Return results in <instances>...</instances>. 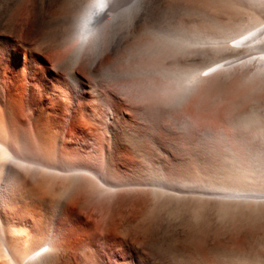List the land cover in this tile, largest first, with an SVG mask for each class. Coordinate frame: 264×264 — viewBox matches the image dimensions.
<instances>
[{
    "label": "bare ground",
    "instance_id": "6f19581e",
    "mask_svg": "<svg viewBox=\"0 0 264 264\" xmlns=\"http://www.w3.org/2000/svg\"><path fill=\"white\" fill-rule=\"evenodd\" d=\"M240 1L242 0L236 3ZM249 1L250 4H256H253L256 7H264V0H248V3ZM152 2L153 0H0V264H213L217 256L220 257L223 252L225 255V249H221L224 244L222 237L219 238L221 245L217 240L219 235L214 231L219 226L206 228L200 238L185 237L190 233H181V237L167 234V237L154 235L152 231L148 233L147 230V224L150 223L147 213L151 210L147 212V203H152V209L154 205L156 209V205H166L171 199V202L177 201L178 209V202H182L179 194L178 198H173L175 192L169 198L167 185L181 190L197 189L201 194L207 183L212 191H216L213 195L225 200L220 205L222 210L231 214V218L228 214L225 217L228 223L224 222L225 219L221 221L224 224L221 227L222 233L225 235L232 228L233 221L229 223V218L234 217L232 215L240 216L239 219L242 220L238 231L240 243L235 249L238 259L235 258L234 261L240 260V264H264V255L257 253L259 247L256 246V242L261 241L260 230L264 228V167L257 164L258 154L264 153V150L260 148L254 155L250 149L256 145L252 139L259 135L262 128L255 130L253 137L242 138L245 152L253 155L250 154L247 158L250 163L241 168L240 175H232V178L229 176L235 183L232 182L233 185L217 183V186L214 185L216 181H212L213 185L206 181L205 185V179L202 183L199 177L192 178V174L190 178L185 177L182 169L175 170L174 173L171 170L172 177L171 174L168 177L164 173L147 179L151 173L148 176L145 174L147 177L136 174V157L146 158V148L141 145L142 142L137 144L136 118L147 120V92L150 95L158 94L159 101L161 104L166 103L165 106L169 107L172 103L174 106L171 108L177 114L191 96L199 91L202 79L215 69L208 67L204 70L201 66L199 67L202 69H195L193 66L192 70L187 68L190 71L183 74L181 71L177 72L180 74L178 75L172 72L178 68L175 67L172 71L162 70L163 76L160 78H156L157 75L147 78V67L144 66L147 65V53L152 51L147 52V49L152 46L147 48V41L143 42L147 38L143 37L142 40L141 36L145 33ZM242 2L244 5V1ZM259 11H262L261 8ZM171 22L173 24L172 20ZM178 22L177 20L175 24L182 21ZM249 22V25L245 23L247 28L244 27L243 31L241 29L242 32L238 28L243 26L241 23L235 29L230 27V32L234 30L237 31L236 34L243 33L244 37L241 35L243 38L239 37L229 46L241 51V54L245 51L250 55L244 54L245 57H242L240 54V58V52H232L233 57L237 55L238 59L221 63L219 67L229 69L237 63L249 65L261 62V65L255 67L253 75L263 78L264 57L256 56L252 51L264 50V22L260 21L261 26L253 31ZM172 24L159 27L166 36L165 42L184 48L181 49L183 52L189 49L188 46L197 44L196 48L202 44L205 46L203 50L198 46L199 50L187 52L206 58L211 46L219 47V43L233 34H228L229 37H226L227 33L224 36L216 35L218 38L205 34V38H196L198 36L195 34L198 32L193 29L196 37L193 38L191 32L186 37L191 38L190 41L182 44L178 43L182 29L178 28L179 25L178 29L173 28ZM188 28L192 31V28L186 27L187 31ZM187 31V34L190 33ZM140 37L142 46L137 41ZM155 39L163 43L157 36ZM155 39L150 41L153 48L159 42L155 44ZM135 40V44L140 45L138 54L143 55L139 56L142 61H146L144 66L143 62L142 67L141 64L138 66L141 67L139 69H136L139 62L135 66L138 61V56L135 59ZM216 43L218 44L215 45ZM218 47L215 52H219ZM160 49L158 53L163 52ZM171 49L172 54L175 53V48ZM174 55L173 58L170 57L172 60L180 57ZM175 60L177 58L174 62ZM165 61L156 63L164 64ZM159 110L160 107L157 112ZM174 112L172 110L169 115H176L172 114ZM186 122L179 121V124L185 127ZM206 135L213 139L214 134L211 132ZM183 169L185 170L184 167ZM229 179L226 182L230 184ZM149 186L150 199L147 200L143 191L144 197H140L138 193L137 196L136 189L144 190ZM209 186L205 193L210 190ZM144 191L148 192V189ZM180 192L182 196L189 193L188 190ZM205 193L202 195L205 196ZM193 198L188 199L195 200ZM205 199L206 196L203 200ZM207 199L205 201L209 202ZM217 199L219 201L220 198ZM203 200L197 201L201 204ZM211 200L213 204V199ZM220 202L221 200L219 204ZM173 203L171 206L168 203L169 210L174 207ZM189 204L193 206L196 203ZM212 204L208 206L213 211L216 210L215 213L219 204L214 203L217 209ZM197 205L195 209L201 213L202 210ZM205 206L204 210H207V205ZM179 208L182 207L179 205ZM155 209L154 211L157 210ZM187 209L189 212L193 208ZM209 216L212 217L211 214ZM219 217L220 220L223 218L222 215ZM238 217H234V220ZM196 221L199 223L202 220ZM229 241L227 242H232ZM155 245L162 248L159 249L158 246L156 249ZM231 246L235 248L234 245ZM227 257L225 255L223 260Z\"/></svg>",
    "mask_w": 264,
    "mask_h": 264
},
{
    "label": "rangeland",
    "instance_id": "374dc122",
    "mask_svg": "<svg viewBox=\"0 0 264 264\" xmlns=\"http://www.w3.org/2000/svg\"><path fill=\"white\" fill-rule=\"evenodd\" d=\"M242 1H244V5H242V3H243ZM242 1H240V3H241L240 4V3H236V2H239V0L238 1L237 0H206V1L205 0H153L152 7H151V10L149 12L147 22H146V24L148 26L150 24L149 27H151L152 30L150 28H148L147 25H145V28H144L145 33L143 32V35L141 36L142 40H143V37H144V39L147 38V40L143 41V42L147 41V48L152 46L151 49L150 48H149V50L147 49V52H149L151 50L152 51L147 53V60H146L147 65L144 66V64H146V61L144 58H143L144 60L142 61V58H141V56H143V55H141L142 53L138 54V53H140L139 52L140 51V47H139L140 45L139 46L136 45L137 41L139 44H141V46H142L143 42L139 41V40H141V37L138 38V40L136 39L137 41L136 40H135L136 42L134 41V44L136 43L135 45L137 46V48H136L137 50H135V53L137 52L136 53L137 55H135V59H137L136 57L138 56V59H137L138 61L136 60L137 62L135 63V66L138 64V62H139V65H137L136 67L140 66V64L143 62V66L147 67V75H148L147 78L148 79H150L151 77H155L156 75H157L156 78L157 77L160 78V76L161 77L163 76L162 70L163 71H166V70L172 71V69L175 67H178V68L177 69L175 68L176 70H173L172 72L176 73V74H178L177 72H179V71L182 72V73L180 72L181 74H183L187 71H190L187 68H190L192 70L193 66L195 69L197 67L199 69L202 67V68H204V70L208 69V67L215 68V69L213 72L210 73L209 76L202 79V81L200 82V85H199V91L198 90L196 91L198 93L195 92L196 94L194 93L193 94L194 96L192 95L191 96L192 98H190L189 101L183 107L184 110H183V108H182L183 111L178 110L177 114L175 113L177 111L172 109L173 108L172 106H174L172 103H170L171 105L169 107H168V105L165 106L166 103L161 104V102L159 101L160 96L158 94L151 93V95H150L149 92H147L148 93L147 94V120H141V119L136 118V123H137L136 124L137 125V127H136V131H137L136 138L137 139L136 140H137V144L140 145L142 142L141 145H143L144 148H146L145 149L146 158L143 159L140 157L139 158L136 157V164H137L136 165V174L139 175L140 177H147L150 173L151 174L149 175V177H147V179H153L155 176H161L164 173L167 174V175L165 174V176H168V175L170 176V174H171V177H172L175 170L182 169L184 171L185 177L190 178V176L192 174V176H191L192 178L197 179L199 177L200 181L202 183H203V179H205L204 180L205 185L207 182H209V183L211 182V184L213 185L212 181H214V182L216 181V184L214 183V185L218 186L219 183H220V185H225V183H226L227 186H230V185H233L235 183L232 181V179L230 180L229 178L230 177L232 178V175H240L241 174V172H242L241 168L243 166H245L247 163H250L249 159H247L250 156V154L254 153V155H255V152H257L256 150L260 151L259 150L260 148H263V150H264V121H263L264 120V77L259 78V77H255L253 75L256 71L255 67H257V65H261V62L260 63L258 62V64H257V62H255L254 64L253 63L249 64V65L244 64L245 66L242 65V63H237L238 66L235 64L237 67L234 65V66L230 67L229 69H222L219 67L221 63H224L226 61L229 62V61L238 59L237 55H235L236 57H233V55L236 54L237 50L232 49V47L229 45H233L234 42H236L239 39V37H240V39L242 36L244 37V34L243 33L236 34L235 32H237V31H234V30L233 31L231 30V32H230V30H229L230 27L231 28L233 27L232 29H235V27H237L238 24L241 23L243 26L240 24L242 27L238 26V28H240L239 31H241V29L243 31V29L247 28V27H245V23L248 24V22L250 21L249 23L252 25V26L250 25V29L253 31L256 27L261 26L260 21L262 23L264 22V7L262 8V6H259V5L256 7V6H254L256 4H254V3H253L254 5L250 4L251 2L249 1V3H248V0H247V2H246V0H242ZM156 4H157V6H156ZM247 4H250V5H247ZM247 6H250V7H247ZM258 7H260L262 11H259L260 8L258 9ZM226 13H227V15H226ZM166 19H167V21H166ZM171 20L173 21V24H172ZM177 20L179 22H181V21L184 22L183 25H181L182 22L180 24H178L179 26L176 25ZM169 22H170V24H167ZM163 24H166L169 26L172 24L173 28L176 27V29H178V28H180V30L182 29L181 38H180L181 40H178V43L181 42L182 44L186 43L187 41H190L191 38H189V39H187V38L192 33H193L192 34L193 38H195L196 36H198L196 38H205L209 34H210L209 37H215L216 38L217 37L216 35H223V34L225 35L226 33H227L226 37L227 36L229 37L228 34H231V33H233V34H232V37L230 35V37L227 39L229 41L224 40V41H222V43H219V47L218 46L214 47V45L213 46L210 45L212 47L210 49L211 55L209 54L208 57L206 58V56L202 57L201 55L197 56V54L190 53V52L195 51V49L199 50V47H200V50H203V48H205V46L202 44L198 45L199 47L197 46L196 48H195V46L197 44L191 45L194 48H192L191 46H188L189 49L188 50L185 49L183 52L182 50L184 48H181L182 49L181 50L180 48L175 47L174 43H172L170 45V42H168V43L165 42L166 36H165V34H163L159 30V27ZM177 26H178V28H177ZM186 27L192 28V31H191V29L189 30V28H188V31L190 32L188 34L186 33V31H187ZM225 28H227V30ZM193 29L195 31H197L198 32L197 34H200L201 36L195 34V31ZM248 29H249V26H248ZM245 32H247V31H245ZM247 33H249V32H247ZM194 34L196 36H194ZM205 34L206 35L208 34V35L206 36ZM211 34H214V36ZM155 35L157 36V38H160V40L162 39L161 42H163V43H160L159 39L156 41ZM164 36H165V39H164ZM220 38H222V36ZM230 38H231V40H230ZM154 39L156 41V42H154L155 44H157V42L159 41L157 44V47L159 46L158 49H156L157 48L156 45H154V48H153V45L150 44L151 42H153L151 40H154ZM223 42H225V44ZM217 44L218 43H216L215 45H217ZM135 45H134V47H136ZM166 45H167V47H165ZM207 47H209V45ZM216 47L219 48V52H218V50L215 52ZM170 48H173V49L175 48L174 49L175 53H173V54H175L177 56L180 55V57H176L177 60H175V62H174V59H176L175 57L173 60L171 59V58H173V54H172V49L170 50ZM185 48H187V47H185ZM190 48L193 50L191 51ZM159 49L162 50L163 52L161 53V51H159L160 53H158ZM206 49H208V48H206ZM213 49H214V51H213ZM154 51H156V53H154ZM187 51H190L189 53L191 54L192 57L186 56V55H190ZM237 52L238 53L240 52L238 54V57H239L241 54V51H237ZM252 52H254L256 54V56H263L264 57V50L260 51V49H257V51L255 50ZM213 53H214V55H213ZM182 54H184L183 57H182ZM244 54L246 56L250 55L249 52L247 53V52L243 51V53L241 54L242 57H245ZM139 55H141V56H139ZM157 55H159V56H157ZM170 55H172V56H170ZM148 56H149V59H148ZM150 56H152L153 59L150 60V58H152ZM209 56H211V57H209ZM154 57H157V59H155ZM163 58H164V60H163ZM229 58H230V60H229ZM240 58H241V56H240ZM165 59L167 62L165 61ZM156 60L157 61H165V62H163L164 64H161L162 62L156 63L157 62ZM184 60H186V61H184ZM144 61H145V63H144ZM197 62H198V64H197ZM176 64H177V66H176ZM211 64H214V65L211 66ZM240 64L242 66H239ZM254 65H256V66H254ZM182 66L185 68H183ZM199 66H201V67H199ZM205 66H206V68H205ZM213 66H215V67H213ZM141 67H142V64H141ZM141 67H138L136 69H139ZM157 67H159V68H157ZM165 67H167V69ZM233 68H235V69H233ZM157 69L161 72L159 73ZM230 69H231V71L229 72ZM153 72H154V74H153ZM160 74H162V75H160ZM178 75H180V74H178ZM159 107H160V110H159L160 112H157ZM174 108L177 109L176 107H174ZM154 110H155V113H154ZM172 110H173V112L175 111L172 114H176V115H174V116L171 114L169 115V113ZM172 116L174 118H172ZM175 117H177L179 119H177V118L175 119ZM171 118L175 121H173ZM251 120H252V122H251ZM254 120H255V122H254ZM179 121L181 123L187 121L186 122L187 125H185V127H184L181 123L179 124ZM175 122L176 123L178 122L177 123L178 125ZM259 128L260 129L262 128L261 129L262 131H260L259 135L254 137V139H252L255 141L256 145L254 147H250V149L252 150V153L248 154L245 152L246 148L242 144L241 140L243 137L245 139H248V137H250V138L253 137L252 134L255 132V130H258ZM207 132H211L212 135L214 134L213 135L214 137L212 136L213 139H209L207 137V135H206ZM263 154L264 153L258 154L259 159L257 161V164L264 167ZM260 160L262 161V163ZM172 165H174V166L172 167ZM183 167L185 168V170L187 172L183 169ZM141 168H143V169H141ZM154 170L156 173L153 172ZM157 170H159V171H157ZM162 170H163V172H162ZM171 170L173 173L171 172ZM160 171H161V173H160ZM157 172L159 173V175H157L158 174ZM167 172H169V173H167ZM185 173L187 176L185 175ZM226 174H227V176H225ZM194 176H196V177H194ZM224 176H225V178H224ZM226 177H228V178H226ZM227 179H229L230 184L228 182H226V181H228ZM221 180H223V181H221ZM232 182H233V184H232ZM164 186H166V185L164 184ZM206 186L207 187L205 189H208L209 184L207 183ZM166 187H167L166 191L168 192L167 195L169 196V198H171V196L176 193L175 194L176 196L174 195V197L173 196L172 197L178 198L177 194H179V196L182 197V202H178V209H177L176 208L177 207V201L173 200V202H174L173 203V202H171L172 200L169 199L168 202L166 203V205H165V203H164V205H163V203L158 204V206L156 205V209H157V207L158 208L161 207L157 210L155 209V205H154V209L156 211H154V209H152L153 208L152 203H149L150 205L147 203V212L149 209L153 210V211L149 210L150 213H147V220L149 219L148 221L150 222L147 225H148V228L151 227L150 229L147 228V230L149 231L148 233H150V231H152L151 233L154 235H157V234H159L161 236L166 235L167 237H168L167 234H170V236L173 234H176L175 237H181L185 233L186 234L190 233L188 235H185V237L190 236V237H199L200 238L204 235L206 228H208V227H210V228L215 227L216 228V226H219L218 229H216V230L214 229V231L216 232L217 236L219 235L217 237L218 243L221 244V240H223L222 242H224V244L223 245L221 244V245L225 246V247L227 245V247H228V248L227 247L223 248L220 245L221 249H225L223 251H225L226 257H227V254L229 255V250H231L230 248L232 247L231 245H234L235 248L232 247V250H231L232 252H230V253L233 255L230 254L229 257L225 258L226 262L223 260L224 259L223 257L225 256L224 252L222 250H220L223 253L221 254L220 257L217 256L216 260L214 261V262H216L215 264H220L222 261L225 264H240L238 262L240 260H238V261H234V260H236L235 258L238 259L237 255L235 254V249L238 247V245L240 243L238 231H239V228L241 226L240 224H242L241 223L242 220L239 219L240 216L238 217L237 215H232L234 217H238V219H239L238 220L235 218V220H236V222H235L234 217H233V219H230L231 214L229 215L228 213H226L222 210L220 205H222L223 202H225V200H223L221 197H218L217 195H215L216 191L215 192L212 191L210 189V186H209L210 190L206 193H205V189L202 188L204 190V192H202V190H201V194H199L200 191L197 192L198 191L197 189H196V191L191 189L192 190L191 191L189 189L181 190L178 187H173V186L170 187V185H167ZM168 188H169V191L172 192L171 194L169 193ZM170 188H173V190H171ZM139 189H141V188H139ZM139 189H136V191H137L136 194L138 193L140 195V197L143 194H145L147 196V200L150 199V197H151L150 196V189H151L150 186L147 187L148 192L144 191L147 189H144V190L143 189L139 190ZM164 189H165V187H164ZM179 190L180 191L188 190L189 193H185L186 196H182L183 194ZM141 191H143V194ZM210 191H212V194L210 193ZM145 192H147V193H145ZM194 192L198 195H196ZM202 193H205L206 199L207 198L210 199V200L207 199L210 202V204H209V202L205 201L206 199L203 200L205 196H204V194L202 195ZM213 193H215V194L213 195ZM138 194H137V196H138ZM207 194L210 197L207 196ZM145 195H143L142 197H144ZM199 195H202V197ZM148 196H150V197H148ZM193 196H194V198H193ZM216 196H217V198H220L219 201L221 200V202H220L221 204H219V201L216 198ZM195 197H197L198 199ZM188 198H193L195 200L190 199V201H189ZM200 198L204 202H206V204L204 202L201 204H203L204 207H206L205 205H207V210H206V208L204 210V207L201 206L200 201L199 202L197 201V200H201ZM211 199H213V204H212ZM214 199H217V200H215V202H214ZM183 200H185V201H183ZM216 201L219 204V206H217L215 204L218 209L215 208V205H214V203H217ZM175 202H176V205H175ZM194 202L196 204H194L193 206H192V204L191 205L189 204V203H194ZM197 202L200 204V206H198L199 204ZM168 203H170V206H171V203L174 204V205L172 204V207L173 206L174 207L170 208V210L168 208V207H170L168 205ZM183 204H184V206H186V208H184ZM211 204L214 205L213 208L217 209V212L219 214L222 212L225 216L222 213L220 215L217 212L214 213V211H216V210L213 211L212 207H209ZM179 205L182 208H179ZM189 205L191 207H189ZM196 205H197V208L200 207L199 209H201L202 211H205V212L201 211V213H200V210L198 211V209H195ZM166 206H167V208H166ZM187 207L189 209L190 208H193V209H190L188 212ZM175 208H176L177 212L174 210ZM183 208H184V210H183ZM209 208H210V210L211 209L212 210L210 211ZM180 209H182V210H180ZM219 209H220V212H219ZM180 212H182L183 214ZM191 212H192V215L195 213L193 215V217L191 215ZM208 212H210L209 215L211 214L212 217L207 215ZM204 213H206V214H204ZM201 214H204V216H202ZM227 214L230 216V218L228 217L229 223L230 222L232 223V221H233V223H232L233 226L228 231V233L224 235L222 233V228H221L224 226V224L222 225L221 223L224 221L223 219H225ZM195 215L198 217V219H195V218H197V217H194ZM218 215L219 216L222 215L223 218L221 217L222 219L220 220V217ZM200 217L201 218L203 217V218L200 219ZM209 217H210V219H209ZM212 218H213V220H211ZM204 219L207 220V222ZM196 220H198V222L201 220L202 221L197 223ZM154 221H156V222H154ZM227 221H228V219H225L224 222L228 223ZM151 222H153L152 225H150ZM234 223H236L237 225ZM200 224H204V225H200ZM206 224H207V226H206ZM219 224H221V225H219ZM153 225H155L156 227ZM202 226H204L205 228ZM152 227H154L155 229L157 228L156 230H158V231H155V229H153ZM219 228H221V229H219ZM200 229L202 230V233H201ZM263 230H264V228L260 230V234H262V236H261L262 242L260 240H259V242L258 241L256 242V246L259 247L260 251L257 250L258 248H255V250H257V253H259V254L262 253L261 254L262 256L264 255V234H263L264 231ZM219 231L221 233H218ZM230 232H231V234H229ZM181 233H182V235H180ZM198 233H200V235ZM236 233H237V235H236ZM196 234L198 236H196ZM191 235H193V236H191ZM233 235L234 236L236 235V236L234 237ZM166 236H164V237H166ZM220 236L222 237L221 240H219V238H221ZM171 237H174V235ZM229 240L232 242H230ZM227 241H229L230 243H228ZM237 241H238V243H237ZM260 242L263 244H261ZM225 243H228V244H225ZM257 243L260 245H258ZM158 246L155 245L154 247H156V249H157ZM160 247L162 248V246H159V249H160ZM214 262H213V264H214ZM223 262L221 264H223Z\"/></svg>",
    "mask_w": 264,
    "mask_h": 264
}]
</instances>
